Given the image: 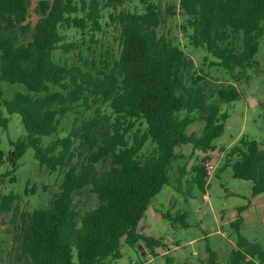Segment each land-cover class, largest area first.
Returning <instances> with one entry per match:
<instances>
[{"label":"trees","instance_id":"16d2710c","mask_svg":"<svg viewBox=\"0 0 264 264\" xmlns=\"http://www.w3.org/2000/svg\"><path fill=\"white\" fill-rule=\"evenodd\" d=\"M125 1L0 0V82L22 83L29 91L0 102V124L7 123L4 106L20 115L26 131L11 142L5 159L0 150V163L14 171L32 147L40 166L63 175L46 207L11 219L18 264H108V257L121 256L122 243H144L152 251L162 246L164 239L141 233L139 222L153 196L171 182V162L183 157L176 148H215L227 117L221 105L239 97L235 83L247 80L246 69L256 63L264 0H178L182 21L175 29L214 57L211 66L229 73L231 81L219 82L196 66L168 29L167 21L177 16L173 4L161 8L139 0L140 8L130 10L121 8ZM67 29L80 37L68 40ZM85 43L76 59L55 56ZM67 113L75 114L70 130L43 143L44 136L58 134ZM197 119L204 121L201 133H187ZM209 161L205 155L173 172L174 187L185 198L194 186H208ZM227 166L234 178L251 182L252 196L264 192V147L256 139L243 135L231 145L221 163ZM83 193L93 194L95 203L78 207L75 198ZM18 199L13 191L0 193V213ZM175 219L187 225L184 213ZM240 223L238 217L230 225L238 230ZM207 251L200 264H219ZM229 264H264V249L238 234Z\"/></svg>","mask_w":264,"mask_h":264},{"label":"rangeland","instance_id":"374dc122","mask_svg":"<svg viewBox=\"0 0 264 264\" xmlns=\"http://www.w3.org/2000/svg\"><path fill=\"white\" fill-rule=\"evenodd\" d=\"M161 8L173 4L177 16L167 21V27L176 37L184 50L193 58L196 66L202 68L212 82L231 81L229 73L220 66L210 65L215 60L205 48L192 47L186 42L183 34L176 31L175 25L182 21L179 15L178 0H153ZM29 20L35 21L32 7ZM139 0H126L121 8L139 9ZM108 9H105L107 12ZM68 40L80 37L79 31L67 29ZM103 47L108 45L106 38L97 35ZM85 45L80 49H72L63 54L56 51L55 56L76 59L79 50L84 53ZM255 65L246 69L247 80L235 83L240 92L239 97L231 102L223 103L221 111L227 112L222 133L214 139L213 150H197L192 153L190 144L176 148L183 157L172 160L170 171L171 182L163 185L162 189L153 196L143 217L139 222V231L155 238H163L164 244L149 250L144 243L132 247L126 243L120 246L119 258H107L108 264H167V257L172 259L170 264H200L208 256L207 246L215 252L219 264H229L231 250L235 247L238 234L249 240L256 241L264 249V192L251 195V182L234 178L231 167L221 168L224 152L243 135L256 139L264 147V31L259 39L258 50L254 56ZM0 102L10 100L16 92H29L22 83L0 82ZM3 115L7 117L6 126L0 124V150L4 154L12 148L11 142H16L26 133L21 117L17 113H8L2 106ZM74 113H67L62 117L60 130L57 135L44 136L43 143L65 135L71 127ZM204 125L202 119H197L187 126L186 132L195 131L200 134ZM210 155L208 162L210 169L208 186L204 191L194 186L191 196L187 198L175 189L177 174L173 173L179 165L187 163V168L197 163L201 157ZM6 162L0 163V193L10 191L19 194L12 210L0 213V264H18L14 262L13 223L11 219L19 217L21 211L37 207H46L54 193L58 191L62 179L60 169L49 171L40 166L34 158V150L27 147L18 160L14 171ZM61 172V173H60ZM14 176V180L10 178ZM35 186V191H31ZM186 185L183 184V189ZM190 189V188H189ZM27 190V191H26ZM95 203L93 194L90 198L85 193L75 198L79 206ZM162 213H169L171 218L162 217ZM184 213L187 225H181L176 220L178 214ZM241 217L239 229L231 227V221ZM173 222V224H171Z\"/></svg>","mask_w":264,"mask_h":264},{"label":"built area","instance_id":"2783aa9c","mask_svg":"<svg viewBox=\"0 0 264 264\" xmlns=\"http://www.w3.org/2000/svg\"><path fill=\"white\" fill-rule=\"evenodd\" d=\"M208 168H209V169H212V168H213V166H212V165H208Z\"/></svg>","mask_w":264,"mask_h":264}]
</instances>
